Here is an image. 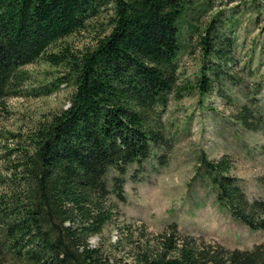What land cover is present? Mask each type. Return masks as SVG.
<instances>
[{"label": "trees", "instance_id": "1", "mask_svg": "<svg viewBox=\"0 0 264 264\" xmlns=\"http://www.w3.org/2000/svg\"><path fill=\"white\" fill-rule=\"evenodd\" d=\"M189 2L0 0V110L21 94L29 79L24 67L35 62L61 68L56 81L72 88L67 107L0 153V264H264V243L227 248L183 234L174 222L155 234L140 231L129 262L88 242L114 219L128 167L168 146L160 114L185 88L178 83V20ZM103 11L107 32L91 46H69L64 39ZM260 14L264 25V5ZM213 21L198 38L203 66L194 83L202 94L212 87L204 60L225 59L210 41ZM252 116L243 105L235 118L257 130ZM229 170L226 155L198 158L196 172L218 207L248 229L264 230V201L248 199Z\"/></svg>", "mask_w": 264, "mask_h": 264}, {"label": "rangeland", "instance_id": "2", "mask_svg": "<svg viewBox=\"0 0 264 264\" xmlns=\"http://www.w3.org/2000/svg\"><path fill=\"white\" fill-rule=\"evenodd\" d=\"M262 5L264 0H190L185 7L178 20L177 49L178 83L185 88L170 95L160 114L168 146L155 148L140 166L128 167L123 201H115L114 219L89 239L90 246L129 262V246L140 231L155 234L171 222L183 234L227 248L264 243V230H250L220 209L212 186L196 172L200 155L206 159L226 155L229 174L238 179L246 197L264 201ZM106 18L103 11L64 40L75 49L91 46L107 32ZM212 18L217 33L210 41L223 48L225 59L204 60L212 87L202 94L194 83L203 66L198 38ZM24 68L29 79L21 94L6 98L0 110V133L6 136L0 137V153L22 144L37 123L69 103L71 86L56 81L63 74L61 68L42 62ZM243 105L252 112L257 130L243 127L235 118Z\"/></svg>", "mask_w": 264, "mask_h": 264}]
</instances>
